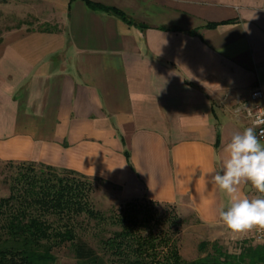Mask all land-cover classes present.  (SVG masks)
<instances>
[{"label":"crops","instance_id":"crops-1","mask_svg":"<svg viewBox=\"0 0 264 264\" xmlns=\"http://www.w3.org/2000/svg\"><path fill=\"white\" fill-rule=\"evenodd\" d=\"M0 19L19 22L0 32L1 163L101 179L211 241L252 239L223 226L211 173L251 126L236 100L264 94V0H0Z\"/></svg>","mask_w":264,"mask_h":264},{"label":"trees","instance_id":"trees-1","mask_svg":"<svg viewBox=\"0 0 264 264\" xmlns=\"http://www.w3.org/2000/svg\"><path fill=\"white\" fill-rule=\"evenodd\" d=\"M112 12L131 24L122 13ZM16 168L9 195L0 198V264H55L52 251L64 244L75 264H264V242L253 237L238 240L234 247L219 240L201 241V255L186 261L177 246L180 219L175 212L169 221L153 209L159 204L134 198L107 219L90 206L88 178L43 164L21 163ZM81 215L109 221L117 229L98 237L95 248L76 236L72 224ZM51 217L59 226L48 221ZM163 223L171 225L163 228Z\"/></svg>","mask_w":264,"mask_h":264},{"label":"clouds","instance_id":"clouds-1","mask_svg":"<svg viewBox=\"0 0 264 264\" xmlns=\"http://www.w3.org/2000/svg\"><path fill=\"white\" fill-rule=\"evenodd\" d=\"M261 125L264 113H257L251 126L234 133L223 148L220 170L211 173V183L230 197L226 210L219 211V219L233 239L264 231V142L256 133ZM260 136H264V131ZM245 184L259 195H241V186Z\"/></svg>","mask_w":264,"mask_h":264},{"label":"rangeland","instance_id":"rangeland-1","mask_svg":"<svg viewBox=\"0 0 264 264\" xmlns=\"http://www.w3.org/2000/svg\"><path fill=\"white\" fill-rule=\"evenodd\" d=\"M17 23H19L17 20L10 19L4 21L0 19V32L13 26H17ZM13 165L14 166L0 162V198L7 197L9 195V184L18 171L16 167L19 163H15ZM87 184L89 186L88 201L91 208L94 211L101 213L105 218L109 219V216L113 215L112 213H119L120 208L124 207L126 201H119L117 198V191L109 184L103 182V180L88 178ZM153 209L159 217L165 215L168 219L170 214H174V212L179 217L180 226L177 230L176 239L178 240L177 246L179 248V253L184 260L191 261L201 255L197 250L199 242H212L208 235L209 231L199 228L197 226L198 223L195 221L193 216H189L187 218L180 217L177 210L175 211V208L171 206L157 205L153 207ZM168 220L170 221V219ZM48 221L52 225L54 224V226H59V221L54 217L49 218ZM107 222L90 220L85 215H81L80 217L74 219L72 225H74L77 237L82 238L88 244L97 248L98 237H102L117 229ZM163 224V228L171 225L168 223ZM219 241L223 242L228 247H234V245L236 246L238 244L236 243L238 240L223 239ZM52 254L56 258L55 264H75L68 244H64L63 246L54 249Z\"/></svg>","mask_w":264,"mask_h":264},{"label":"built area","instance_id":"built-area-1","mask_svg":"<svg viewBox=\"0 0 264 264\" xmlns=\"http://www.w3.org/2000/svg\"><path fill=\"white\" fill-rule=\"evenodd\" d=\"M264 98V94L258 89L255 88L250 92L248 101L236 100V108L234 110L235 116L243 114L244 118L252 125V121L255 118L257 113H264V106L260 105L258 102ZM251 112V115H249ZM264 131V125H261L256 129V133L261 139V142H264V136H260V133ZM252 237L257 242H264V231H253Z\"/></svg>","mask_w":264,"mask_h":264}]
</instances>
